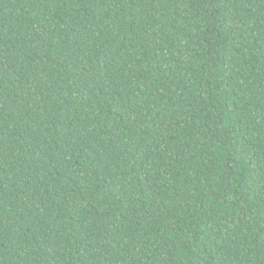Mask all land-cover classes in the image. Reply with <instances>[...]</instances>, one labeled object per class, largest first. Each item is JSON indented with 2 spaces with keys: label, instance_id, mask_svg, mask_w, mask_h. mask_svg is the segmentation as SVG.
<instances>
[{
  "label": "trees",
  "instance_id": "16d2710c",
  "mask_svg": "<svg viewBox=\"0 0 264 264\" xmlns=\"http://www.w3.org/2000/svg\"><path fill=\"white\" fill-rule=\"evenodd\" d=\"M0 264H264V0H0Z\"/></svg>",
  "mask_w": 264,
  "mask_h": 264
}]
</instances>
